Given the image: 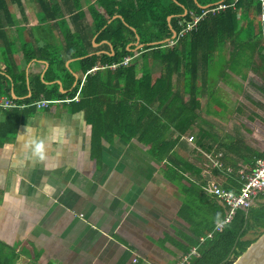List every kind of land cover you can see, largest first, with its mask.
Listing matches in <instances>:
<instances>
[{"label": "crops", "instance_id": "crops-1", "mask_svg": "<svg viewBox=\"0 0 264 264\" xmlns=\"http://www.w3.org/2000/svg\"><path fill=\"white\" fill-rule=\"evenodd\" d=\"M5 1L8 14L0 12V74L11 77L24 72L28 88L27 97H19L12 82L11 97L16 101L31 97L40 85L38 79L44 81L46 91L57 86L62 94L78 83L83 85L88 74L70 56L68 47L91 57H113L114 39L108 37L120 30L119 21L134 34L127 39V48L134 52L145 47L144 35L152 40L148 45L159 44L162 49L192 37L198 51L196 82L186 91L185 63L181 61L170 93L177 104L190 105L189 117L179 110L184 105L160 106L161 98L155 106L161 117L158 131L164 161L153 157L137 138L125 143L115 137L103 140L98 165L90 156L92 126L85 112L70 113V105L65 104L37 110L0 148V239L9 246L29 241L40 264H177L186 254L179 245L190 247L191 240L205 239L210 225L219 222V209L227 213L225 205L206 188L218 185L239 193L243 177L264 153L261 7L258 13L237 8L233 33L212 29L199 44L198 26L179 37L182 20H191V14L200 15L211 5L235 0ZM144 1L146 11L141 9ZM151 4L157 7L150 10ZM167 9L171 12L169 37L156 41V30L150 34L136 29L134 19L139 13L154 19L165 16ZM198 45L211 53L209 60L203 58ZM25 52L31 61L27 62ZM55 54L64 62L62 69L74 76L71 87L62 74L45 79ZM130 63L115 69L109 66L119 63L105 64L101 69L114 73ZM57 67L61 68L59 63ZM95 68L88 73L95 74ZM150 69L156 77L162 70L161 61L152 63ZM144 75L142 71L139 76ZM164 86L169 92L167 80ZM39 100L54 99L41 95L35 101ZM5 112L0 109V122L6 120ZM40 139L47 145L43 161L30 158L22 147L24 141ZM210 157L219 159L222 168L213 167ZM169 169L178 173L175 183L166 175ZM4 180L10 182L9 187L1 184ZM5 193L11 201L4 198ZM252 208H264V197L257 196ZM198 225L206 226L198 230ZM165 236L176 242L163 246L159 240Z\"/></svg>", "mask_w": 264, "mask_h": 264}, {"label": "trees", "instance_id": "trees-1", "mask_svg": "<svg viewBox=\"0 0 264 264\" xmlns=\"http://www.w3.org/2000/svg\"><path fill=\"white\" fill-rule=\"evenodd\" d=\"M142 4V11H146V1ZM52 5L55 6L54 4ZM156 7V5L151 4L150 10ZM239 7H242L244 12L246 8L257 13L260 11L258 0H248L241 5L238 3L234 9L229 8L218 15L207 16V19H204L205 21L202 20L199 23L196 31L202 33V36L199 37V44L203 36L204 38L205 36H209L207 31H211L212 29L229 30L233 33L237 28L236 14ZM169 10L167 9L168 12L166 11L165 16L161 17L157 15L154 19H148L145 14L146 12L144 14L139 13L134 19L136 29L139 32L145 30L150 34L156 30V41H161L164 36L169 37L171 34L167 19L171 14ZM0 12L8 14L5 0H0ZM173 12L177 11L174 10ZM182 21H184L185 27L191 20L187 17ZM119 24L120 30L118 29L115 32L117 34L114 33V35L108 37L114 39L115 55L113 57H109L108 55H95L91 57L88 56L86 51L74 50V48L68 47L70 56L73 59H77V63H80L83 73L85 75L88 74L83 85L78 83L69 93L62 94L57 86L52 88L53 90L51 91H46L44 81L38 79L40 87L38 86L35 89L31 97L25 98L28 95L26 74L19 72L11 77H6L1 73L0 99L5 97L4 99L7 101H15L19 105H30L39 99L41 95L50 100H63L66 97H70L72 98V103L68 106V111L70 113L84 111L87 123L92 126L90 156L93 162L100 165L103 140L110 141V138L114 139L115 137H119L125 143H129L134 138H137L148 147V151L153 157L162 162L164 161L161 156L163 148H160V144H163V141H161V134L158 131V125L161 121V117L157 113L158 102L162 98L160 106L165 104L174 106L177 104L176 101L172 100L173 96H170V93H173L174 78L178 76L177 66L181 61L185 63L186 91H189L194 86L196 82L195 75L198 70L196 60L198 51L192 46V37L184 38V41L171 49H162L163 46L159 44L154 46L148 45L152 40L150 36L144 35L142 43L145 44V47L142 50L134 52L127 48V39L132 38L133 32L126 31V27L121 21H119ZM172 26L175 28L173 22ZM125 33H129V37ZM70 38L75 39L72 35H70ZM198 48L202 52L203 58L209 60L211 53L205 51L199 45ZM27 55V52H25L26 60L29 62L32 58L30 59ZM127 56L134 57L129 67L120 68L114 73L101 69L106 66L105 64L121 63ZM156 61H161L162 70L155 77L152 75L150 68L152 63ZM56 63H59L60 69L58 67L55 68ZM62 63H64L63 60L55 54L52 63H50L51 67L46 73L48 76L45 79H53L58 74H62L66 77V81L71 87L75 81L74 76L67 69H62ZM95 67L98 68L95 74L88 73ZM142 71L145 75L140 77L139 75ZM165 80L168 81L169 92L165 91ZM12 82H14V90L19 93V97L25 96L24 100L16 101L12 99ZM79 93H81L82 98L79 102H76L74 98ZM1 102H3V99L0 100V109L6 111V120L0 122V148L9 138L18 132L21 124L25 123L37 111L36 107L33 106L21 110V108L6 106L5 101L4 104H1ZM177 105L185 106H182L179 110H182V115L188 118L189 114L187 110L191 111L190 105L188 106L186 102ZM155 106H157L156 109ZM182 122L184 121H180V123ZM177 174L175 169H169L166 175L175 183ZM225 217V211L219 209V215L216 220L222 221ZM205 226L198 225V230ZM215 226L210 225L205 233L206 237L203 242L191 240L190 247L179 245V248L186 254L191 252V247L196 248V255L191 258L189 264H234L237 258L264 232V208H250L248 212L241 209L238 210L230 223L226 224L220 232H215ZM250 233L255 237L252 239L247 238ZM210 234H213L211 239L208 238ZM173 241L175 240H172L168 236L159 240L163 246L166 242L174 243ZM18 243L19 245L12 247L0 239V264H40L38 258L30 256L29 241L28 244L24 245H20V241ZM234 247L235 249L233 250ZM231 254V258L227 260Z\"/></svg>", "mask_w": 264, "mask_h": 264}, {"label": "built area", "instance_id": "built-area-1", "mask_svg": "<svg viewBox=\"0 0 264 264\" xmlns=\"http://www.w3.org/2000/svg\"><path fill=\"white\" fill-rule=\"evenodd\" d=\"M239 0H235L233 4H227V3H220L217 5H211L205 10L201 12L200 15L191 14L192 19L187 25L184 27L183 31L179 34V37H183L185 33L191 32L194 30L199 23L204 20L207 15L209 14H216L222 11H225L226 9L230 7H234L235 3ZM260 7H261V19L264 21V0H259ZM131 57H126L124 60L119 64H113L110 65L109 68H117L121 66H127L130 61ZM76 101H79V97L75 98ZM6 103V106L11 108H22L28 106L36 107L38 110L47 109L50 108L51 105L54 104H65L69 105L72 102V99L70 97H66L63 100H39L31 103L30 105H19L15 101H7L6 99H3ZM221 157V155H220ZM210 161L212 162L213 167L215 168H222V163L219 159H213L210 157ZM242 189L239 193H234L229 190H225L222 187H219L218 185H214L210 188H206V190L214 195L218 200H220L226 207L227 213L224 220L219 221L215 226V232H220L223 227L230 223L233 216L238 210H248L253 207L254 200L257 196H263L264 197V153L263 156L258 158L255 162V165L253 169L250 171L249 174L245 175L243 177V183H242ZM213 234H210L208 238H212ZM204 239H201V242H203ZM196 255V249L191 250L189 254H186L182 256L180 261L177 264H189L191 261V258Z\"/></svg>", "mask_w": 264, "mask_h": 264}, {"label": "water", "instance_id": "water-1", "mask_svg": "<svg viewBox=\"0 0 264 264\" xmlns=\"http://www.w3.org/2000/svg\"><path fill=\"white\" fill-rule=\"evenodd\" d=\"M234 249L235 247L233 250ZM231 256L232 254L227 260H229ZM234 264H264V232L240 257L237 258Z\"/></svg>", "mask_w": 264, "mask_h": 264}, {"label": "clouds", "instance_id": "clouds-1", "mask_svg": "<svg viewBox=\"0 0 264 264\" xmlns=\"http://www.w3.org/2000/svg\"><path fill=\"white\" fill-rule=\"evenodd\" d=\"M122 67V66H121ZM96 68L92 69V71H94ZM76 97H79V101H80V94H78ZM75 97V98H76ZM74 98V99H75ZM72 99V98H71ZM76 101V100H75ZM79 101H76V102H79ZM35 102V101H34ZM72 103V102H71ZM70 103V104H71ZM69 104V105H70ZM52 106V105H51ZM28 107H32V106H28ZM26 108V107H25ZM37 109V108H36ZM49 109V108H47ZM38 110V109H37ZM44 110V109H42ZM39 111V110H38ZM21 139H23V137H21ZM52 141L55 142L56 141V136L53 135L52 136ZM22 147L23 149H26L29 153H30V158H34V159H37L39 161H43L46 157H45V153H46V148H47V145L45 144V142L40 139V140H32L30 142L28 141H24L22 143ZM8 198V194L5 193V199Z\"/></svg>", "mask_w": 264, "mask_h": 264}, {"label": "rangeland", "instance_id": "rangeland-1", "mask_svg": "<svg viewBox=\"0 0 264 264\" xmlns=\"http://www.w3.org/2000/svg\"><path fill=\"white\" fill-rule=\"evenodd\" d=\"M2 147H3V146H2ZM1 184H2V185L5 184V185L8 186V187L10 186V182L7 181V180H6V181L4 180V183L1 181ZM4 198H5V196H4ZM0 200H1V199H0ZM6 200L11 201V199H6ZM12 220H13V219H12ZM17 221L19 222L20 220H17ZM13 223H14V221H13ZM1 227H2V225H0V228H1ZM262 232H263V231H262ZM250 235H251V234H250ZM254 237H255L254 235H253V236H249V235L247 236V238H251V239L254 238ZM200 241H201V239H200ZM17 245H19L18 242H17ZM29 248H31V246H30ZM30 256H31L32 258H38V255L35 253V251H32Z\"/></svg>", "mask_w": 264, "mask_h": 264}, {"label": "bare ground", "instance_id": "bare-ground-1", "mask_svg": "<svg viewBox=\"0 0 264 264\" xmlns=\"http://www.w3.org/2000/svg\"><path fill=\"white\" fill-rule=\"evenodd\" d=\"M1 104H3V102H1Z\"/></svg>", "mask_w": 264, "mask_h": 264}]
</instances>
